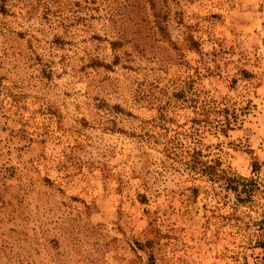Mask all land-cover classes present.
I'll return each instance as SVG.
<instances>
[{
    "label": "rangeland",
    "instance_id": "obj_1",
    "mask_svg": "<svg viewBox=\"0 0 264 264\" xmlns=\"http://www.w3.org/2000/svg\"><path fill=\"white\" fill-rule=\"evenodd\" d=\"M264 0H0V264H263Z\"/></svg>",
    "mask_w": 264,
    "mask_h": 264
},
{
    "label": "trees",
    "instance_id": "obj_2",
    "mask_svg": "<svg viewBox=\"0 0 264 264\" xmlns=\"http://www.w3.org/2000/svg\"><path fill=\"white\" fill-rule=\"evenodd\" d=\"M263 225H264V222H263ZM263 230H264V226H263ZM260 245H261V247L263 249V260H264V239L261 241V244Z\"/></svg>",
    "mask_w": 264,
    "mask_h": 264
}]
</instances>
